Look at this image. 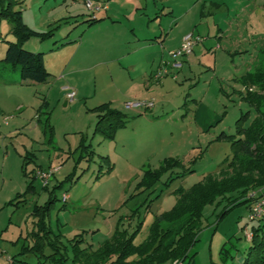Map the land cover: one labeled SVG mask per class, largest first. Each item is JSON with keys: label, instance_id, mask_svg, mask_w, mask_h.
Returning <instances> with one entry per match:
<instances>
[{"label": "rangeland", "instance_id": "obj_1", "mask_svg": "<svg viewBox=\"0 0 264 264\" xmlns=\"http://www.w3.org/2000/svg\"><path fill=\"white\" fill-rule=\"evenodd\" d=\"M20 1L22 4L16 9L22 11L23 20L31 29L44 34L53 32L43 40L31 37L23 48L42 52L44 65L54 76L43 84L22 82L18 69H7L0 78V199L14 187L19 192L24 190L25 177L20 166L25 155L34 158L27 160L26 171L39 165L62 163L56 179L64 180L69 174H73L74 179L64 182L61 189L55 191L56 201L49 212L51 228L61 234L62 240L65 242L84 231L85 245L96 249L113 234L120 220L129 232L137 221H142V229L134 240L140 243L147 235L153 215L174 205L176 198L172 192L175 189H189L207 175L220 177V164L230 157L231 149L227 140L214 141V138L222 129L234 133L237 117L247 110V105L236 95H230L235 103L229 100L227 94L231 85L222 82L220 77L231 69V64L238 67L241 74L246 72L245 64L251 67V59L244 53L230 57L223 49L234 45L235 31L247 29L252 33L256 28L262 29L264 0ZM87 1L106 5L108 10L95 12L96 18L109 16L115 22L106 23L107 26H88L86 20L92 14L86 7ZM185 29H188L187 34L195 31L206 46L201 47L198 42L200 49L194 50L196 62L191 70L174 71L162 79L167 81L163 87L156 88L157 97L147 93L136 96L129 90V84L125 87L117 80L119 71L115 63L99 64L98 51L105 45L102 38L106 33L113 35L112 42L106 45L109 48L117 46L125 50L148 38L158 42L165 38L163 46L166 48ZM10 30L8 20L0 18V59L4 57L6 41L14 40ZM258 37L263 38L264 31ZM217 44L221 49L215 52L212 47ZM260 65H264V58L259 59L257 66ZM65 66L82 71L63 76L59 84L55 79L60 78ZM74 79L78 82L77 92L66 84L76 82ZM61 84L68 88L62 89L63 92L75 93V98L67 100L65 106ZM205 92L203 103L207 108L220 109V114L226 112L218 127L215 128L218 123L214 122L212 127L201 131L191 113L189 117L184 115L191 109L193 99L197 97L199 101ZM145 97L151 98L145 100ZM43 100L48 102L46 109L41 107ZM151 100L154 106L146 111L123 106L125 102ZM102 104L123 112L130 121L135 118L134 123L119 131L113 140L93 134L96 122L93 109ZM136 112L152 115L156 121H136L139 117ZM46 118L51 129L50 132L46 129L45 133ZM81 136L94 150L90 161H79ZM104 156H108V162L102 159ZM161 165L165 170L161 169L156 181L146 188L145 179H150ZM110 166L112 168L106 172ZM186 170L192 172L183 174ZM56 179L49 184V189L58 182ZM41 187L34 181L35 191L25 195V203L15 212L9 207L13 216L11 223L8 222L10 215L5 216L3 210L0 211V248L6 249L10 256L12 244L8 240L16 236L17 227L30 228L32 219L28 215L32 206L43 205L49 198ZM63 193L69 196L64 208ZM226 205L225 200L218 199L203 208L202 230L189 251V255L194 254L193 264H240L244 257L252 238L251 226L257 220L248 219L247 204L234 207L219 219L217 216ZM137 206L142 207L139 219L127 220L126 216ZM24 241L22 238L19 245Z\"/></svg>", "mask_w": 264, "mask_h": 264}, {"label": "trees", "instance_id": "obj_2", "mask_svg": "<svg viewBox=\"0 0 264 264\" xmlns=\"http://www.w3.org/2000/svg\"><path fill=\"white\" fill-rule=\"evenodd\" d=\"M20 4V0H0V18L8 20L14 36L13 41H6L4 57L0 59V78L7 69H18L22 82L43 84L51 78L44 66L43 53L28 51L23 48V44L33 36L43 40L53 32L50 30L44 34L31 29L23 21L22 11L16 9ZM101 20L91 17L86 22L91 26ZM239 83L243 90L235 93L247 105V110L241 111L237 117L234 133L222 131L215 138L217 141L227 140L231 149L230 157L220 164V177L207 175L189 189H175L172 192L176 198L174 205L153 215L147 235L140 243L134 240L142 229V221H137L129 232L120 220L113 234L96 249L85 245L84 231L64 242L61 234L51 228L49 212L56 201L55 191L61 189L64 182L73 181V174H69L51 189L42 187L48 192L49 198L43 205H33V228L24 238L25 243L21 245L20 251L11 257L12 264H183L186 260V264H193L194 254L189 255V251L198 241V234L202 230V211L206 205L218 199L225 200L227 205L217 216L220 219L234 207L246 204L249 207L257 198L264 196V65H256L246 72ZM47 106L48 102L43 100L41 107L46 109ZM93 111L96 112L93 134L98 133L104 140H113L116 132L125 127L128 121L127 115L112 109L109 104L99 105ZM39 118L38 115L37 120ZM43 126L45 133L46 129L50 132L48 118ZM78 150L79 161H90L93 158L94 150L84 136H81ZM102 159L108 162L107 156ZM27 160L33 161V158L25 155L22 160V173L27 179L26 188L9 204H19L22 202L18 201L20 198L34 191L35 171L43 168L39 166L26 171V164L29 163ZM163 167L161 165L150 179H145L146 188L156 181L161 169L165 170ZM111 168L107 167L106 172ZM190 172L186 170L183 174ZM252 194L254 196H250ZM65 204H62V208ZM141 206L133 208L130 215L126 216L127 220H138ZM251 231L250 245L240 264H264V216L251 226ZM28 254L34 257V261L23 258Z\"/></svg>", "mask_w": 264, "mask_h": 264}, {"label": "crops", "instance_id": "obj_3", "mask_svg": "<svg viewBox=\"0 0 264 264\" xmlns=\"http://www.w3.org/2000/svg\"><path fill=\"white\" fill-rule=\"evenodd\" d=\"M101 10L106 11V10H108V8L106 5H103V8ZM169 14L172 15L171 12H169ZM99 18H102V20L93 24L92 26H96V25L107 26L109 24H106V23L115 22L114 21L115 19L114 18L112 19L109 16L99 17ZM110 27H113V26H110ZM263 31H264V26L262 27V29L256 28L253 32L251 31L252 33H249L247 29H244L243 31H235L234 32L235 38L232 42L234 45H232L229 48L225 47V49H223L224 52L228 56L230 55V57H232L233 55H235L237 53H241V54L244 53L245 56L247 55L248 59H251L250 60L251 61V67H249L250 64H248V65L245 64V66L247 68L246 72L251 71L259 63L260 58L263 59V56H264V37L263 38L258 37L259 33L263 32ZM187 32H188V29L181 31V34L179 35L178 39L175 42L173 41V43H170V45H168L166 47L168 49H166L163 46V43H165L164 42L165 38L160 40L159 42L157 39L154 40L153 38L152 39L148 38V39H142L138 43L132 44L131 46L127 47V49H125V50H121V48L117 47V46H114L112 48L106 47V45L108 43L112 42L110 39L113 38L112 34L106 33L103 35V38H102L103 43L105 42V45L102 48L100 47L99 48L100 50L98 51V54H101V62L99 64L109 66L110 64L115 63L117 65L118 71H119L117 74V78H118L117 80H119V82L121 84H123L125 87L129 84V90L132 89V91H134L136 93L135 94L136 96H137V94L144 95L145 93H147L148 95H154L155 94L154 96L157 97L158 94H156V90H157L156 88L159 86L163 87V84L165 83V81H167V79H165L164 81L162 79L165 76L170 75V73L174 72V71L177 73L179 71L187 70V68H188V70H191V67L196 62L195 61L196 60V52L194 50L198 51L200 49L199 43H201V47L206 46L205 41L202 42L203 40H201V42L197 43L196 46L194 47L193 53L190 57L180 59L181 66L179 68H173L170 65L164 66L163 68L167 70V74L165 76L160 77L159 79H154L153 75L156 74L160 70L161 63L163 61H165V62L170 61V59L168 57V52L175 50L180 46L181 41H182L183 37L187 34ZM192 33L196 34L195 31H193ZM165 35H167V34H165ZM196 35H198V34H196ZM154 38H157V37H154ZM259 45L262 48L261 49V55H260V53H258V51L260 49ZM212 48H214L213 50L215 52L217 50L221 49L220 45H218V44ZM250 50H252V51H250ZM255 53H256V55H255ZM95 66L96 65H94L93 67H95ZM93 67H89V69H91ZM46 70H47V68H46ZM61 70H63V71H61ZM61 70H60L61 71L60 78L59 77H58L59 79L56 78L55 79L56 82L60 81L65 76H70V75H73L77 72L82 71L81 69L71 70V69H69V66H65ZM238 70H239L238 67L231 64V69H229L227 71V73H225L224 76L220 77L222 82L226 81V82H228L227 84L231 85L229 93L227 94V97L229 98V100L231 102H234V103L236 102V100L231 98L230 95H236L235 92L243 90V87L240 85L239 80H240L241 76L246 73L245 72L244 74H241V73H239ZM50 71H52V69H50ZM60 71H57V72H60ZM50 74H51V78L49 81H51L52 77L54 76L52 73H50ZM187 75L188 74H186V76ZM213 76L214 77L216 76V63L215 62L213 63ZM173 78H176V77L174 76ZM49 81H47V82H49ZM60 83H61V81L59 82V84ZM66 84L70 85L71 89L74 88V90H76V92L79 91L78 90L79 88L77 87L78 86L77 81L76 82L67 81ZM61 86H62L61 90H60L61 93L63 92L62 89H66V90L68 89L67 85L61 84ZM219 90H220V88H219ZM67 93L68 92H63V94H62V97L65 100L64 106L67 104V100H68L66 97ZM135 95H133V96H135ZM205 96H206V92L203 93V95H202V97H200L199 101H197L198 99H197V97H195L196 99H193L191 109L188 108L186 114L184 115L185 117H189V115L191 113V116L193 117L195 124L197 125V127L201 131L207 130L206 128L212 127L215 123H218L220 120H222V118L226 112L224 110L220 114V112L218 111L220 109L215 111V110H211V109L207 108L203 103ZM150 98L145 97V100H148ZM156 113H157V111H156ZM136 114L139 116L137 118L138 120H136V121H144V122L150 121V123L152 121H156V120H154L152 115H147L145 113L143 114L140 112H136ZM134 121H135V118H133L131 121L128 119L125 127L119 129L116 132L114 139L118 135L119 131L127 128V126L130 123H134ZM219 123L215 126V128L219 126ZM131 125H133V124H131ZM222 131H224V130L222 129L220 132H222ZM228 134H230V133H228ZM216 136H215V138H216ZM215 138H214V141H217V140H215ZM31 157L33 158V156H31ZM33 160H34V158H33ZM59 164H62V163H58L54 166H57ZM39 166H37V167H39ZM40 167L41 168H48V167H51V165H47V167H42V166H40ZM20 169H21L20 171L22 173V166H20ZM60 170H61V168L58 170L57 173H59ZM56 174H55L53 180L56 179ZM22 175H23V173H22ZM56 181H58V180L56 179ZM24 183H25V186H24V190H25L26 183H27L26 178H25ZM55 184H57V182L54 183V185ZM13 190H17V191L14 192ZM24 190L22 192H19L18 189H15V187H14L13 189H11V191L8 193L7 196L4 195V199H0V211L3 210V213L5 214V216H7L8 214L10 215L9 216L10 221H8L10 223H11L13 216L10 213L11 211L9 210V207L11 208V210H13V212H15L19 208V206H21L25 203L26 198L25 197L20 198L18 201H22V202H20L17 205L9 204V202L11 200H13L17 194L23 193ZM68 200H69V196H68ZM31 212H32V210H31ZM31 212L29 213L28 218L30 217L33 221V218L31 216ZM32 221L30 222V228H28V227H25V228L19 227L18 228L17 227L18 232H17L16 236L13 235L15 237L14 238L12 237L13 239L8 240V242H10L12 244L11 250H9V252H11L12 256L16 255L20 251V247H21V245H19L20 241L22 240V238L24 240V238L27 236L28 232H30L32 230V228H33ZM6 228L7 227H5V229ZM77 234H79V233H77ZM24 243H25V241L23 242V244ZM2 245H4V244H2ZM4 250H6V249H4ZM4 250L0 248V253H1L0 254V264H4V258L5 257H10V258L12 257L9 255L8 252H6ZM23 258L27 259V260L34 261V257H32L29 254L24 256Z\"/></svg>", "mask_w": 264, "mask_h": 264}, {"label": "built area", "instance_id": "obj_4", "mask_svg": "<svg viewBox=\"0 0 264 264\" xmlns=\"http://www.w3.org/2000/svg\"><path fill=\"white\" fill-rule=\"evenodd\" d=\"M86 7L88 10H90V13L92 14V18H95V12L100 11L103 6L97 4L96 2H86ZM201 41V38L198 35H195L194 33H188L186 34L182 41L180 46L168 52V57L170 61L165 62L163 61L161 63L160 70L153 75L154 79H159L162 76H165L167 74V70L164 69V66L170 65L173 68H179L181 66L180 59L182 58H188L192 55L193 49L196 46L198 42ZM66 97L69 101L73 100L75 98V93L73 91L68 92L66 94ZM123 106L125 108L134 109V108H142L144 110H149L154 106L153 101H142V102H125L123 103ZM60 169V166H51L48 168L43 169H37L35 171L34 177L35 179L40 183L42 187H48L49 184L53 181L55 174ZM254 196V194L250 195ZM68 200V194L63 193L61 195V201L62 203H66ZM248 219L249 220H259L264 216V196L257 198L254 202H252L248 207ZM250 236V234H249ZM1 254V253H0ZM4 264H12L10 257L4 258Z\"/></svg>", "mask_w": 264, "mask_h": 264}]
</instances>
